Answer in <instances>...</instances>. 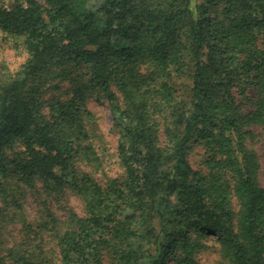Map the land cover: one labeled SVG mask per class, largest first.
I'll use <instances>...</instances> for the list:
<instances>
[{
  "label": "trees",
  "instance_id": "trees-1",
  "mask_svg": "<svg viewBox=\"0 0 264 264\" xmlns=\"http://www.w3.org/2000/svg\"><path fill=\"white\" fill-rule=\"evenodd\" d=\"M0 33L27 56L0 78V264H199L206 248L264 264L247 145L264 127V0H0ZM62 84L69 97L45 99ZM91 94L109 106L123 170L104 185ZM200 146L204 172L189 163ZM67 192L84 217L59 220L41 201L43 220L28 223V195ZM9 221L24 235L6 248Z\"/></svg>",
  "mask_w": 264,
  "mask_h": 264
},
{
  "label": "rangeland",
  "instance_id": "rangeland-1",
  "mask_svg": "<svg viewBox=\"0 0 264 264\" xmlns=\"http://www.w3.org/2000/svg\"><path fill=\"white\" fill-rule=\"evenodd\" d=\"M26 57V53L20 44L5 40L0 33V78L4 75L3 73L12 74L18 71L20 66L25 62ZM174 88L176 89V95L179 97L178 100H186L190 93V80L186 77L176 79L174 80ZM69 90L70 86L68 84H62L57 94H49L45 99L64 97L65 95L69 97ZM247 95L251 97L254 93L252 90H248ZM86 105L96 119L99 135L101 136L100 143L96 144L101 162L96 172L93 173L92 171L93 178L100 185H104L106 181L110 179H122L123 170L119 166L117 158V135L113 130V120L109 111V106L106 100L97 94L89 95ZM250 130L253 133V138L247 141V145L258 158L260 165L259 180L264 186V127L253 126ZM203 155L204 150L201 146L196 148L190 155L189 163L194 171L204 172ZM41 201L43 203L45 202L49 211L59 220L66 219L69 212L75 213L78 217H84L85 215L82 202L71 193L41 194L40 196L33 193L28 195L22 201V204L26 211V220L35 228L44 218V210ZM23 235L24 233L21 226L17 222L9 221L6 223L4 231L1 232V243L6 248H10L15 243H18ZM42 239L46 249H55L56 251L54 239L51 235L44 234ZM206 245L212 246L209 242L206 243ZM197 259L199 264H222L220 263L218 255L212 248H206L201 251ZM108 263H110L108 257L104 258V264Z\"/></svg>",
  "mask_w": 264,
  "mask_h": 264
}]
</instances>
